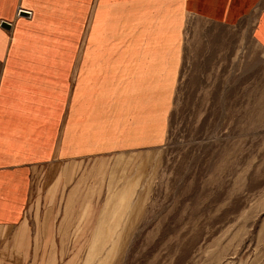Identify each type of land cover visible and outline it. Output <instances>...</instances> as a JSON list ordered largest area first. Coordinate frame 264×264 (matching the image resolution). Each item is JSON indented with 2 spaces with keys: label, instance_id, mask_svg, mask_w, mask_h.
I'll return each mask as SVG.
<instances>
[{
  "label": "rangeland",
  "instance_id": "obj_1",
  "mask_svg": "<svg viewBox=\"0 0 264 264\" xmlns=\"http://www.w3.org/2000/svg\"><path fill=\"white\" fill-rule=\"evenodd\" d=\"M155 7L110 0L103 44L179 42L165 139L72 170L66 162L41 168L28 228L50 216L55 191L67 184L55 187V178L84 174L88 240L35 246V264H264V48L255 38L264 3L235 23L187 11L181 38L178 22L159 7L154 17ZM81 216H72L75 234Z\"/></svg>",
  "mask_w": 264,
  "mask_h": 264
},
{
  "label": "crops",
  "instance_id": "obj_2",
  "mask_svg": "<svg viewBox=\"0 0 264 264\" xmlns=\"http://www.w3.org/2000/svg\"><path fill=\"white\" fill-rule=\"evenodd\" d=\"M109 1L0 0V264L39 262L35 246L87 243L84 174L55 178V187L67 184L53 188L50 216L39 230L28 228L41 168L66 162L71 169L94 158L104 162L120 152L157 147L165 139L179 42L136 45L126 37L103 44ZM263 3L148 0L165 21L178 22L180 38L187 11L235 23ZM255 38L264 48V9ZM76 214L83 215L79 234L74 233ZM57 219L64 221L62 229Z\"/></svg>",
  "mask_w": 264,
  "mask_h": 264
},
{
  "label": "water",
  "instance_id": "obj_3",
  "mask_svg": "<svg viewBox=\"0 0 264 264\" xmlns=\"http://www.w3.org/2000/svg\"><path fill=\"white\" fill-rule=\"evenodd\" d=\"M18 14L20 16H25V17L29 16V13L27 11H24V10H19ZM3 24L6 25L5 23H3Z\"/></svg>",
  "mask_w": 264,
  "mask_h": 264
}]
</instances>
